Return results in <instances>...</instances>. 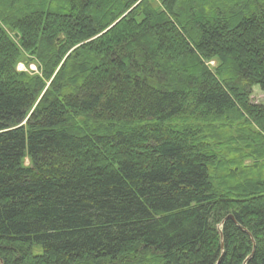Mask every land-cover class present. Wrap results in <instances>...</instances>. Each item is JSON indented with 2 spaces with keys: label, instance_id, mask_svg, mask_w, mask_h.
I'll use <instances>...</instances> for the list:
<instances>
[{
  "label": "trees",
  "instance_id": "trees-1",
  "mask_svg": "<svg viewBox=\"0 0 264 264\" xmlns=\"http://www.w3.org/2000/svg\"><path fill=\"white\" fill-rule=\"evenodd\" d=\"M254 88L264 0H0V264H264Z\"/></svg>",
  "mask_w": 264,
  "mask_h": 264
},
{
  "label": "rangeland",
  "instance_id": "rangeland-1",
  "mask_svg": "<svg viewBox=\"0 0 264 264\" xmlns=\"http://www.w3.org/2000/svg\"><path fill=\"white\" fill-rule=\"evenodd\" d=\"M22 68H24L23 65H22ZM252 102H254L255 104H262V105H264V94H262L261 92H259L256 88L253 89ZM25 163L27 164V162H25Z\"/></svg>",
  "mask_w": 264,
  "mask_h": 264
},
{
  "label": "built area",
  "instance_id": "built-area-1",
  "mask_svg": "<svg viewBox=\"0 0 264 264\" xmlns=\"http://www.w3.org/2000/svg\"><path fill=\"white\" fill-rule=\"evenodd\" d=\"M16 69L18 70V71H25V68H22V65L21 64H18L17 65V67H16ZM28 70L30 71V72H34V71H36V69H35V67H33V66H30L29 68H28Z\"/></svg>",
  "mask_w": 264,
  "mask_h": 264
},
{
  "label": "water",
  "instance_id": "water-1",
  "mask_svg": "<svg viewBox=\"0 0 264 264\" xmlns=\"http://www.w3.org/2000/svg\"><path fill=\"white\" fill-rule=\"evenodd\" d=\"M18 36H17V34H15V38H17ZM227 219H229V220H233L232 219V217L231 216H229ZM234 222V221H233ZM235 223V222H234ZM221 237V236H220ZM220 249H221V251L223 250V244H222V239H220ZM247 261V260H246ZM245 261V262H246ZM0 263H1V261H0ZM245 264V263H244Z\"/></svg>",
  "mask_w": 264,
  "mask_h": 264
}]
</instances>
